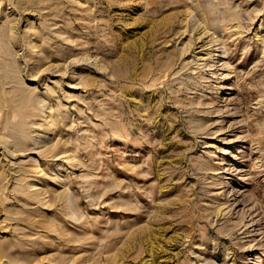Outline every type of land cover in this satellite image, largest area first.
<instances>
[{
    "label": "rangeland",
    "instance_id": "rangeland-1",
    "mask_svg": "<svg viewBox=\"0 0 264 264\" xmlns=\"http://www.w3.org/2000/svg\"><path fill=\"white\" fill-rule=\"evenodd\" d=\"M0 264H264V0H0Z\"/></svg>",
    "mask_w": 264,
    "mask_h": 264
},
{
    "label": "bare ground",
    "instance_id": "bare-ground-1",
    "mask_svg": "<svg viewBox=\"0 0 264 264\" xmlns=\"http://www.w3.org/2000/svg\"><path fill=\"white\" fill-rule=\"evenodd\" d=\"M37 132V131H36ZM42 187V186H41ZM43 191V190H42ZM39 192V191H38Z\"/></svg>",
    "mask_w": 264,
    "mask_h": 264
}]
</instances>
